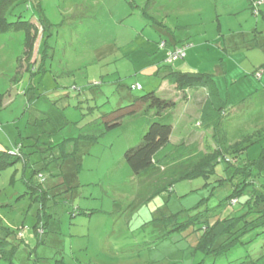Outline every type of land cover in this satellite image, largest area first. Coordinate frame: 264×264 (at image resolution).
Returning a JSON list of instances; mask_svg holds the SVG:
<instances>
[{
    "label": "rangeland",
    "instance_id": "obj_1",
    "mask_svg": "<svg viewBox=\"0 0 264 264\" xmlns=\"http://www.w3.org/2000/svg\"><path fill=\"white\" fill-rule=\"evenodd\" d=\"M34 1L43 13L30 2L9 17L37 23L33 53L26 57L24 32L0 34V156L22 146L28 162L9 159L13 164L0 173V223L18 247L13 264L258 260L264 233L246 236L253 241L213 262L198 249L203 231H195L199 227L189 218L206 211H217L210 223L233 216L264 184V171L249 178L246 195L234 206L222 204L245 178L233 176L225 160L208 180H180L171 193L137 206V181L125 153L139 144L153 118L125 114L122 126L110 131L94 123L156 91L177 103L166 150L195 147L206 159L216 142H226L227 161H258L264 153V0ZM37 19H45L46 30ZM176 48L185 49V58L167 65ZM173 71L210 75L228 114L218 136L201 117L209 90L180 92L165 79ZM133 85L143 89L133 91ZM63 143L77 152L62 170L50 169L60 174L48 181L60 185L53 193L58 196L32 200L33 194L25 195V176L32 179L33 169L44 168L43 150ZM177 222L184 225L176 228Z\"/></svg>",
    "mask_w": 264,
    "mask_h": 264
},
{
    "label": "trees",
    "instance_id": "obj_2",
    "mask_svg": "<svg viewBox=\"0 0 264 264\" xmlns=\"http://www.w3.org/2000/svg\"><path fill=\"white\" fill-rule=\"evenodd\" d=\"M30 2H33L37 6L38 11L43 13L41 3L38 2L36 5L34 0H0V34L15 31L24 32L26 36V57L32 51L33 32L38 25L35 21L22 20V16H19L16 21L10 22L9 17L15 14L16 8L21 4L29 3L27 7L30 8ZM37 22L44 27V30L48 27L45 19H37ZM43 38H45L44 35ZM185 56L184 48H176L169 53L166 64L172 65L174 62L185 58ZM29 57H32V54ZM165 79L171 87L177 88L180 92L186 93V95L187 91L193 88L202 87L209 90V100L204 103L205 108L201 117L207 126H212L215 136H218L224 130V118L228 116L227 109L224 104L220 103L218 91L213 85L210 75L197 72L173 71L168 72L165 75ZM139 86L140 89H136V85H133L132 90H142V86ZM176 107L177 103L175 101L164 99L156 91H152L131 101L126 108L121 107L103 115L102 120L94 123L96 127H104L105 131H110L122 126V119L125 114L127 116L144 114L153 118V121L148 124L147 131L143 134L139 144L130 147L125 153V161L137 181L138 190L134 204L137 203L136 205L139 206L150 202L158 196L171 193L175 184L180 180H192L197 177H203L208 180L214 175L215 166L218 163H223V160L226 161V169L232 170L233 176L241 175L245 179L234 188L222 205L226 206L229 204L234 206L238 204L239 198L246 195L245 191L248 185L251 184L248 182L249 178L253 177L254 173L262 176L261 174L264 171V153L258 161L240 165L235 164V162L233 164V162L227 161L226 157H224L222 147L226 142L222 143V145L216 142L219 145L216 146L214 144L216 148L210 153V158L206 159L202 158L203 154L197 151L195 147L188 150H184L183 147H171L170 151L166 150L173 134L171 119L172 112ZM76 152V146L70 151L67 150L65 143L43 150L41 154L45 166L43 169L32 170L33 177L36 176L38 181H35L33 177L32 179H26L25 176L24 182L29 189L25 195L33 194L31 199L35 200L36 197H39L41 202L56 198L58 195L54 196L53 193L57 192L60 185H54L56 187L50 186L48 181L52 177H60V174L53 173L50 169L57 167L62 170L64 164L75 157ZM9 159L14 161L23 160L28 163L24 157L22 146H20L14 153L0 156V173L5 170L4 167L6 165L13 164L14 161L10 162ZM25 165V170H27L29 166ZM216 212H199L198 215L189 218V224L199 227L197 230L194 229L195 231H203L198 249L206 257L209 256L213 262L227 257L235 248L247 245L253 241L254 237L245 241L244 238L246 236L255 232L256 235L264 233V184L256 189L253 188L251 195L242 205L241 210L237 211L233 216L210 223L209 218ZM175 217L177 216L173 215L167 218V224H174ZM183 225L177 222L175 226L178 228ZM13 234L9 228L3 227L0 223V259H4L11 264L14 263L13 261L18 253V247L9 240V237ZM251 264H264V254L258 260L252 261Z\"/></svg>",
    "mask_w": 264,
    "mask_h": 264
},
{
    "label": "built area",
    "instance_id": "obj_3",
    "mask_svg": "<svg viewBox=\"0 0 264 264\" xmlns=\"http://www.w3.org/2000/svg\"><path fill=\"white\" fill-rule=\"evenodd\" d=\"M134 88V87H133ZM136 89H140V86L139 85H136Z\"/></svg>",
    "mask_w": 264,
    "mask_h": 264
}]
</instances>
